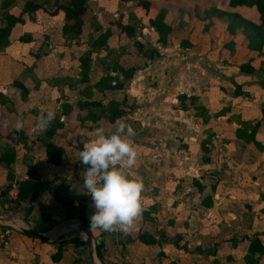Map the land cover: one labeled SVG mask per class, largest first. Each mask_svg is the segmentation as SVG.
I'll return each instance as SVG.
<instances>
[{"label": "crops", "instance_id": "crops-1", "mask_svg": "<svg viewBox=\"0 0 264 264\" xmlns=\"http://www.w3.org/2000/svg\"><path fill=\"white\" fill-rule=\"evenodd\" d=\"M143 1L86 0L80 31L64 33L59 5L70 0H0V28L10 26L0 37V155L15 154L9 167L0 161V216L16 214L6 190L30 171L54 191L11 222L46 239L10 228L0 264H91L76 215L87 198L79 152L89 132L111 134L118 119L136 133L128 173L144 184L150 219L142 214L127 234L92 232L102 255L92 264H246L249 237L264 243V54L228 29L239 12L226 0ZM158 15L168 33L155 27ZM246 57L255 72L240 70ZM88 102L99 105L80 106ZM111 102L124 110L113 122ZM49 115L63 125L47 136ZM252 130L255 141L246 139ZM48 143L64 150L57 165ZM144 231L160 242L137 240ZM251 257L264 264V253Z\"/></svg>", "mask_w": 264, "mask_h": 264}, {"label": "clouds", "instance_id": "clouds-1", "mask_svg": "<svg viewBox=\"0 0 264 264\" xmlns=\"http://www.w3.org/2000/svg\"><path fill=\"white\" fill-rule=\"evenodd\" d=\"M49 115L45 124L50 123ZM115 132L106 134L103 127L89 132L90 140L79 152L85 165L82 173L86 195L91 197L90 232H123L137 230L144 207L142 181L129 178L138 158L131 138L136 135L123 119L115 122ZM83 236L87 234H82Z\"/></svg>", "mask_w": 264, "mask_h": 264}, {"label": "trees", "instance_id": "trees-1", "mask_svg": "<svg viewBox=\"0 0 264 264\" xmlns=\"http://www.w3.org/2000/svg\"><path fill=\"white\" fill-rule=\"evenodd\" d=\"M226 1H227V5L230 8L247 7V8L256 9L258 13L257 22L248 20L240 13H232L231 14L232 21L228 25V29L232 28L233 31L235 28H238L240 30L241 38L247 41L246 48L250 53L257 52L258 55L264 54V0H226ZM139 2L141 3V5H144L146 3L143 0H139ZM59 7L63 12L64 19L66 21L63 27L64 33H66L68 30H70L71 33H77L78 31H80V28L85 21V17L89 12L88 10L89 8L86 3V0H70V3L68 5H59ZM28 8L32 9V8H36V6H32V4H27L24 7V10H27ZM153 23L157 29H159L160 31L165 30L166 33H168V27L163 24L161 15H158L153 21ZM9 29L10 26H7L5 28H0V37H2L4 34L9 32ZM161 39L163 41V38ZM86 59L87 58L85 57H80L83 77L85 76L84 68L87 67V64L85 63V61L87 62ZM251 60L252 59L246 57L245 61L240 64L239 68L242 72L244 73L255 72L253 66L250 63ZM21 88H22V95L25 96L27 94V90L22 86ZM83 105L96 106L99 104L96 102H88L86 104H80V106ZM110 105L112 107L110 108L109 119L111 122H113L124 114V110L120 109L119 104H116L114 102H111ZM203 108L204 107L202 106L201 107L202 113H200L199 115L201 116L203 123L209 125L211 124L210 123L211 118L206 114V110ZM62 125H63L62 122L59 121L58 119L51 120L49 126L46 129L47 136L52 135L56 131V129L61 127ZM246 139L255 141L253 130L250 132L249 136L246 137ZM63 153H64L63 148L59 146L53 145L51 143H48L46 146L47 161L52 164L55 165L59 164ZM14 158H15V154L13 149H8L4 154L0 155V161L7 167H9L10 164L14 161ZM79 167L83 169L85 165H83L79 161ZM50 185L51 183L49 182L44 183L43 181H41L39 175L35 171H30L29 177L26 180H22L19 184L18 198L13 204H11L12 209L21 208L26 198L32 193V199L24 209V211L28 213L31 209V203L33 199L40 192L46 189L51 192H54ZM93 212L94 209L86 205L80 206L77 209V214L80 221L83 222L88 229H90V216L93 214ZM143 216L147 219H150L147 212H144ZM28 235L33 236L30 234ZM131 239L132 238L129 237L128 241H130ZM136 239L144 244H155L160 242V239L156 240L149 232L146 231L140 232L137 235ZM214 251L215 250L212 248L210 250V253H214ZM247 251L248 254L245 255L246 264L249 261H251L252 259L251 255H253L254 253H258V254L264 253V243L261 241L259 237L251 236L249 237V242L247 244ZM95 253L97 258L101 259L102 257L101 244L95 247ZM61 256H62V250L60 247H58L56 251L51 255V258L53 261H58L60 260ZM112 264H118V263H112Z\"/></svg>", "mask_w": 264, "mask_h": 264}, {"label": "built area", "instance_id": "built-area-1", "mask_svg": "<svg viewBox=\"0 0 264 264\" xmlns=\"http://www.w3.org/2000/svg\"><path fill=\"white\" fill-rule=\"evenodd\" d=\"M85 170V168H84ZM83 178V176H82ZM22 181L21 178H15L13 179L9 186L8 189L6 190V197L7 200L10 202V204H13L17 198H18V192H19V184ZM52 188V187H51ZM89 198L90 196L87 195V198L84 200H80L78 202H75L76 207L84 206V205H89ZM21 208H14L13 211L15 213H18ZM10 228L16 229V230H21L20 227H15L11 222H3L0 221V247H2L6 241L8 240L9 233H10ZM92 243L94 248L98 246L101 243V238L99 236H93L92 238Z\"/></svg>", "mask_w": 264, "mask_h": 264}, {"label": "water", "instance_id": "water-1", "mask_svg": "<svg viewBox=\"0 0 264 264\" xmlns=\"http://www.w3.org/2000/svg\"><path fill=\"white\" fill-rule=\"evenodd\" d=\"M31 199H32V193L26 198L23 206L21 207V209L19 210L18 213L12 214V215H7V216H0V221H3V222H12L13 220L18 219L20 217V215L23 213L25 207L31 201ZM76 215L78 217V214H76ZM78 228L80 230H82V232L84 234H87V235H85V242H86V246H87V249H88L89 260H90V262L92 264L93 261H94V259L97 258L96 253H95V248H94L93 243H92L93 234H92V232H90V229H88L86 227V225L83 222H81V221L78 224ZM21 231L23 233L33 235V236L38 237L40 239H46V236L45 235L37 232L33 228H22Z\"/></svg>", "mask_w": 264, "mask_h": 264}, {"label": "rangeland", "instance_id": "rangeland-1", "mask_svg": "<svg viewBox=\"0 0 264 264\" xmlns=\"http://www.w3.org/2000/svg\"><path fill=\"white\" fill-rule=\"evenodd\" d=\"M219 1H223V0H219ZM237 10L242 16H244L248 20H250V21L252 20L254 22L258 21V13H257L255 8L239 7V8H237ZM260 61H261V66H263V68H264V60H260ZM257 63L260 65V62H257ZM180 106H181V103H180ZM200 123L201 122H196L195 121V125L197 124V125H201L202 126V123L201 124ZM201 128H204V127L202 126Z\"/></svg>", "mask_w": 264, "mask_h": 264}]
</instances>
